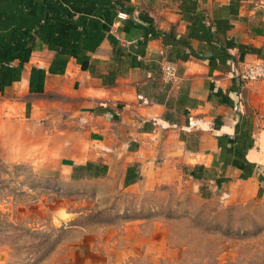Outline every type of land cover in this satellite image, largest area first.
Here are the masks:
<instances>
[{
  "label": "crops",
  "instance_id": "crops-1",
  "mask_svg": "<svg viewBox=\"0 0 264 264\" xmlns=\"http://www.w3.org/2000/svg\"><path fill=\"white\" fill-rule=\"evenodd\" d=\"M257 60L264 0H0V152L73 183L264 194V78L235 76Z\"/></svg>",
  "mask_w": 264,
  "mask_h": 264
},
{
  "label": "rangeland",
  "instance_id": "rangeland-1",
  "mask_svg": "<svg viewBox=\"0 0 264 264\" xmlns=\"http://www.w3.org/2000/svg\"><path fill=\"white\" fill-rule=\"evenodd\" d=\"M0 152V264H264V194L70 182Z\"/></svg>",
  "mask_w": 264,
  "mask_h": 264
},
{
  "label": "built area",
  "instance_id": "built-area-1",
  "mask_svg": "<svg viewBox=\"0 0 264 264\" xmlns=\"http://www.w3.org/2000/svg\"><path fill=\"white\" fill-rule=\"evenodd\" d=\"M163 76L166 81H177L178 73L174 63L167 62L163 64ZM236 78L241 81H254L264 78V60H257L244 65L241 69L236 70ZM228 194L223 195V199L227 198Z\"/></svg>",
  "mask_w": 264,
  "mask_h": 264
}]
</instances>
